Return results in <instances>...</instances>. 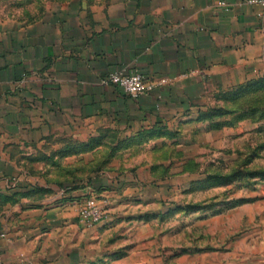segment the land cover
Instances as JSON below:
<instances>
[{"label":"crops","instance_id":"obj_1","mask_svg":"<svg viewBox=\"0 0 264 264\" xmlns=\"http://www.w3.org/2000/svg\"><path fill=\"white\" fill-rule=\"evenodd\" d=\"M25 1L0 17V179L15 186L46 175L45 165L35 175L32 161L77 160L73 146L100 125L137 131L198 123L210 108L238 105L225 96L264 77V15L247 0ZM121 70L163 82L133 98L101 82ZM74 198H44L40 217L28 201L0 217V257L7 264H77ZM259 205L216 216L236 218L237 237L222 260L215 250L200 254L199 264H264Z\"/></svg>","mask_w":264,"mask_h":264},{"label":"rangeland","instance_id":"obj_2","mask_svg":"<svg viewBox=\"0 0 264 264\" xmlns=\"http://www.w3.org/2000/svg\"><path fill=\"white\" fill-rule=\"evenodd\" d=\"M25 3L0 0V17ZM240 113L172 128L100 125L88 139L80 138L77 150L73 146L77 160L32 161L35 175L44 173L42 165L47 170L32 176L30 186L0 179V217L24 201L40 217L44 198L75 197L77 264H199L200 254L215 250L222 260L238 228L236 218L216 216L257 203L264 219V117ZM54 164L60 174L50 171ZM87 186L90 192L83 194ZM92 196L105 216L87 226L80 212Z\"/></svg>","mask_w":264,"mask_h":264},{"label":"built area","instance_id":"obj_3","mask_svg":"<svg viewBox=\"0 0 264 264\" xmlns=\"http://www.w3.org/2000/svg\"><path fill=\"white\" fill-rule=\"evenodd\" d=\"M251 4H258L262 8L264 15V0H247ZM103 84H116L120 86L128 95L137 98L144 94H150L154 91L155 87L162 84L163 81L155 82L148 80L146 76L138 70L132 71H116L108 76L102 78ZM104 208L98 203L95 197H88L80 212L81 221L87 226H93L104 219ZM0 264H7L0 257ZM22 264V263H21Z\"/></svg>","mask_w":264,"mask_h":264},{"label":"trees","instance_id":"obj_4","mask_svg":"<svg viewBox=\"0 0 264 264\" xmlns=\"http://www.w3.org/2000/svg\"><path fill=\"white\" fill-rule=\"evenodd\" d=\"M255 93V95H253ZM262 98V101H258L257 98ZM239 99V104L242 103L246 107H240L239 104L236 108L228 107H214L208 109L200 115V119H209L214 117L225 116L227 114H235L241 112L242 117L246 115H256L259 113L261 117H264V77L254 81H248L240 85L233 94L225 96V99ZM243 101V102H242ZM246 103V104H245Z\"/></svg>","mask_w":264,"mask_h":264}]
</instances>
